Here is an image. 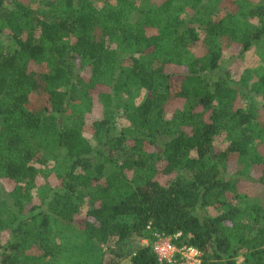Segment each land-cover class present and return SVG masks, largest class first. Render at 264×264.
<instances>
[{"label": "trees", "instance_id": "1", "mask_svg": "<svg viewBox=\"0 0 264 264\" xmlns=\"http://www.w3.org/2000/svg\"><path fill=\"white\" fill-rule=\"evenodd\" d=\"M234 48L264 60V0H0V264H167L155 233L264 264V74Z\"/></svg>", "mask_w": 264, "mask_h": 264}, {"label": "rangeland", "instance_id": "2", "mask_svg": "<svg viewBox=\"0 0 264 264\" xmlns=\"http://www.w3.org/2000/svg\"><path fill=\"white\" fill-rule=\"evenodd\" d=\"M224 64L223 68L228 69L233 67V75L234 79H238L244 70L250 69L252 75L255 78H259L264 74V60L257 54L256 49H252L251 51L245 53L242 56H238L237 48L230 49L224 56ZM257 103L260 105L261 101L257 100ZM251 188V187H250ZM249 188V189H250ZM261 187L259 185H252V191H258ZM148 240H143L140 238H135L131 245H133L136 249L139 246L148 245ZM108 259L112 256L108 255ZM118 264H131L130 258H125L119 261ZM237 264H245L244 257L242 255L237 257Z\"/></svg>", "mask_w": 264, "mask_h": 264}, {"label": "built area", "instance_id": "3", "mask_svg": "<svg viewBox=\"0 0 264 264\" xmlns=\"http://www.w3.org/2000/svg\"><path fill=\"white\" fill-rule=\"evenodd\" d=\"M150 228V225H148ZM152 243L154 252L161 263L167 264H202V253L194 246L184 245L178 247L171 237L155 233Z\"/></svg>", "mask_w": 264, "mask_h": 264}]
</instances>
